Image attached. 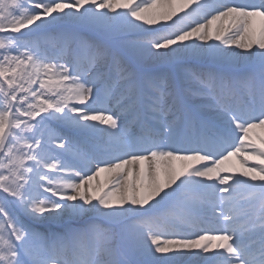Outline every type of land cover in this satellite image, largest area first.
<instances>
[{"label": "snow or ice", "instance_id": "obj_1", "mask_svg": "<svg viewBox=\"0 0 264 264\" xmlns=\"http://www.w3.org/2000/svg\"><path fill=\"white\" fill-rule=\"evenodd\" d=\"M0 264H264V0H0Z\"/></svg>", "mask_w": 264, "mask_h": 264}]
</instances>
